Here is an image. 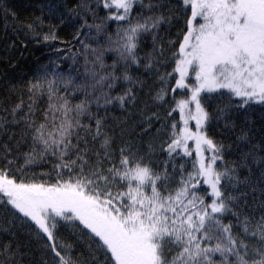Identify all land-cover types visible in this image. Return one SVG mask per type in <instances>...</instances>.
<instances>
[{"label": "snow or ice", "instance_id": "snow-or-ice-1", "mask_svg": "<svg viewBox=\"0 0 264 264\" xmlns=\"http://www.w3.org/2000/svg\"><path fill=\"white\" fill-rule=\"evenodd\" d=\"M61 7L43 5L26 33L50 47L67 21L78 25L73 40L80 47L64 56L55 49L56 60L9 85L0 101V136H8L0 143V231L11 237L0 242V264H21L16 229L23 226L43 241V264H264V0H77ZM45 8L59 24L45 25ZM98 8L107 14L100 17ZM0 11L9 12L2 0ZM181 20L177 39L165 45L162 26ZM145 87L152 104L165 105L171 92L174 105L162 116L148 114L146 101L137 110V135L161 127L146 146L123 141L113 150L109 109L128 113ZM178 90L186 98L177 100ZM77 93L83 99L73 104ZM157 152L167 158L154 168ZM193 153L191 171L187 161L177 165ZM49 160L51 171L38 174L48 181L25 175ZM228 216L234 220L225 223Z\"/></svg>", "mask_w": 264, "mask_h": 264}, {"label": "trees", "instance_id": "trees-1", "mask_svg": "<svg viewBox=\"0 0 264 264\" xmlns=\"http://www.w3.org/2000/svg\"><path fill=\"white\" fill-rule=\"evenodd\" d=\"M77 2V0H2V3L5 8L9 9L7 16H5L3 11H0V101H4L7 99L9 95L8 86L9 85H20L22 83L27 82L33 75L36 74V70L40 65L47 64L49 60H56L57 54L55 53V49H65V51L59 53L60 56L66 55V50L68 47H71L73 51H76L80 47L78 43L73 40V35L75 32V27L66 21V23L60 26L57 29L59 40L52 42L51 46L40 44L37 45L35 39L31 36V34L26 33V29L24 26L27 25L32 19L36 16L41 15V7L43 5L48 4H60L61 10H63V4H67V6L71 7ZM147 2V0H145ZM176 0H171L172 4H175ZM137 10H139V5L136 6ZM15 13V16L12 15ZM107 13L98 8V15L100 17L105 16ZM48 9H44L45 16V25L48 24H59V19H48ZM135 15V13H133ZM99 23V20H97ZM182 27V20L180 23L174 22L171 26L164 25L160 30V37L163 39L165 45L169 40L177 39V33L180 31ZM116 29V23L112 22L110 27L108 28V32L113 34V38H115L114 33ZM43 31H48L47 26L44 27ZM142 48L144 52H148L152 47V37L146 36L142 37ZM103 43V41H101ZM96 45L93 44V47ZM178 47V44H177ZM175 49H173L174 51ZM107 63L112 62V54H108L105 57ZM72 61L68 59L64 62V66L67 67ZM80 63H83L82 59ZM174 62L167 67V71L172 70ZM165 69H161L164 71ZM140 74V73H136ZM149 84L152 81L148 82ZM172 83H175V80H172ZM158 87V86H157ZM119 91V89H117ZM149 91L147 87L143 89L142 92L139 93V102L136 105V108H130L128 113H125L123 110L117 108H110L107 118V126L111 129L109 135L114 137L115 143L112 144L113 150H118L119 147L122 146L123 141H135L137 144L143 143L145 146L147 142L152 137V134L156 132L157 128L161 127L160 123H154L152 131L149 135L144 136L142 139L138 133H140L141 128L138 125L141 117L138 114V109L144 108L145 102H148V114L152 112L159 111L163 116L166 112L174 105V101L172 99V94L169 92L167 99V103L163 106H157L151 103V98L146 95ZM223 91V90H222ZM115 94V92L113 93ZM19 96V92H16L12 95L11 101L16 102V98ZM176 99L184 98L187 96V93L178 90L175 94ZM73 104L78 103L83 96L79 93L75 94L73 97H70ZM214 97V103H215ZM47 99L40 101V106L43 108L46 106ZM7 106V104H5ZM93 107V111H95V106ZM261 106H256V112L253 117L254 120L258 121V118L261 115ZM211 111V108H209ZM130 113V114H129ZM100 115L103 116L104 112L101 111ZM82 119H84L82 117ZM175 120H179L178 112L174 114L173 118ZM126 121V123H124ZM87 123L88 121L85 120ZM172 120H169L168 123L171 124ZM94 123V122H93ZM126 129V132L122 135V127ZM256 127L259 128V123L257 122ZM11 131H15L19 133V129H12ZM209 134L216 135L217 139H223L222 136L218 134V130L215 127L209 128ZM19 138V137H17ZM8 141V136L3 135L0 136V143H6ZM12 143H15L13 141ZM157 143L159 141L157 140ZM94 149H100V141H96L95 145H93ZM21 151H28V146L24 145L21 147ZM165 153L157 152L155 155L151 157L153 161V167H156L157 161H163L166 159ZM226 159L233 160L235 159V155L229 154L226 156ZM195 160V156L193 155L191 158H185V160H180L177 158V165L181 163H185L187 161V168L191 171L192 161ZM23 163V160L20 161ZM53 161L49 160L44 164H38L32 166L25 173L26 176L31 178L33 174H37L36 182L48 181V176L41 177L40 173H48L51 171ZM66 175V174H65ZM52 181L54 182L55 173H52ZM206 187V186H203ZM248 211V209H246ZM257 214H259V210L257 209ZM230 220H234L233 217L228 216L225 218L224 222L228 223ZM17 224L19 222L17 221ZM7 225H4L6 227ZM17 239L21 245V251L24 253L23 260L21 264H43L44 259H48L47 256L44 255L42 245L43 241H39L35 238H30L27 230V226H23L21 228H17ZM62 236L68 237L69 240H72L73 237L69 236L67 231L61 229ZM10 235L8 233L0 231V242H8L10 239ZM81 249L77 247V252H80Z\"/></svg>", "mask_w": 264, "mask_h": 264}, {"label": "rangeland", "instance_id": "rangeland-1", "mask_svg": "<svg viewBox=\"0 0 264 264\" xmlns=\"http://www.w3.org/2000/svg\"><path fill=\"white\" fill-rule=\"evenodd\" d=\"M188 82H189V83H194V80L190 77ZM185 93H186V92H185ZM184 98H186V97H184ZM178 115H179V113H178ZM189 126L193 129V131L195 130V122H194V121H190V122H189ZM189 144L194 148V144H193V142L190 141ZM193 155L195 156L194 153H193Z\"/></svg>", "mask_w": 264, "mask_h": 264}]
</instances>
